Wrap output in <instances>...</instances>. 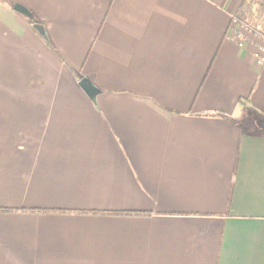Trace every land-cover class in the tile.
<instances>
[{
	"label": "crops",
	"instance_id": "1",
	"mask_svg": "<svg viewBox=\"0 0 264 264\" xmlns=\"http://www.w3.org/2000/svg\"><path fill=\"white\" fill-rule=\"evenodd\" d=\"M259 2L0 0V264H264Z\"/></svg>",
	"mask_w": 264,
	"mask_h": 264
},
{
	"label": "built area",
	"instance_id": "2",
	"mask_svg": "<svg viewBox=\"0 0 264 264\" xmlns=\"http://www.w3.org/2000/svg\"><path fill=\"white\" fill-rule=\"evenodd\" d=\"M259 1L264 5V0ZM229 39L241 50L254 48L256 66L258 68L264 66V31L248 21L234 17L231 20Z\"/></svg>",
	"mask_w": 264,
	"mask_h": 264
},
{
	"label": "water",
	"instance_id": "3",
	"mask_svg": "<svg viewBox=\"0 0 264 264\" xmlns=\"http://www.w3.org/2000/svg\"><path fill=\"white\" fill-rule=\"evenodd\" d=\"M14 10L21 15L25 16L26 18L33 20V16L31 12L23 6L16 5ZM32 29L41 37L43 38L48 44H50V40L47 34L45 27L41 24H33ZM80 87L83 91L91 98L95 99L96 96L99 94V91L94 87V85L87 79H84L80 83Z\"/></svg>",
	"mask_w": 264,
	"mask_h": 264
},
{
	"label": "trees",
	"instance_id": "4",
	"mask_svg": "<svg viewBox=\"0 0 264 264\" xmlns=\"http://www.w3.org/2000/svg\"><path fill=\"white\" fill-rule=\"evenodd\" d=\"M252 1H254V0H252ZM259 9H262V10L264 11V5L262 4V6H259ZM241 19H242V17H241ZM263 19H264V18H263ZM30 23H31V24H41L40 22H36L35 20H30ZM250 24H252V25L255 26V27H258L257 25H254L253 22L250 23ZM258 28H259V27H258ZM260 28H261V26H260ZM214 116H218V117H220V118H222V119L228 120V117H226V116L223 115V114H215ZM117 215H121V214H117Z\"/></svg>",
	"mask_w": 264,
	"mask_h": 264
},
{
	"label": "rangeland",
	"instance_id": "5",
	"mask_svg": "<svg viewBox=\"0 0 264 264\" xmlns=\"http://www.w3.org/2000/svg\"><path fill=\"white\" fill-rule=\"evenodd\" d=\"M258 4H259V5H261V3H260V2H259ZM260 26H261V28H260V29H261L262 31H264V21H263V20H262V21H260V23H259V27H260Z\"/></svg>",
	"mask_w": 264,
	"mask_h": 264
}]
</instances>
